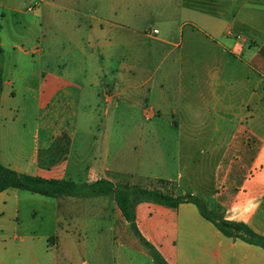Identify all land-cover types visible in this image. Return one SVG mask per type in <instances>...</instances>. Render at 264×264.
I'll list each match as a JSON object with an SVG mask.
<instances>
[{"label":"crops","instance_id":"obj_1","mask_svg":"<svg viewBox=\"0 0 264 264\" xmlns=\"http://www.w3.org/2000/svg\"><path fill=\"white\" fill-rule=\"evenodd\" d=\"M82 6L88 10L65 8L70 31L44 37L32 50L19 48L38 55L34 115L16 102L15 81L4 78L1 162L48 179L106 178L197 194L203 162L194 152L210 135L206 158L216 161L210 199L227 219L264 235V0ZM138 71L149 75L130 82ZM144 86L147 108L136 95ZM103 98L127 103L131 119V111L141 112L149 126L93 137L83 127L85 110L100 115ZM135 212L142 234L169 264H264L263 246L227 236L192 202L173 207L140 199ZM0 214L14 219L24 240L40 231L37 241L64 264H158L112 195L49 197L10 188L0 193Z\"/></svg>","mask_w":264,"mask_h":264},{"label":"rangeland","instance_id":"obj_2","mask_svg":"<svg viewBox=\"0 0 264 264\" xmlns=\"http://www.w3.org/2000/svg\"><path fill=\"white\" fill-rule=\"evenodd\" d=\"M86 0H0V19L2 29L0 31V47L3 53L0 55V66L3 68V78L15 81L14 89H16V102L20 106L28 108L26 115H34V104L36 97V84L38 78L36 76L39 68L38 55H24L19 51V48L25 50L34 49L40 39L55 33H66L72 29L69 25L67 15H72L65 8H75L78 11L88 10V7L82 6ZM75 4V5H74ZM60 6V7H59ZM78 19H87L82 13L76 14ZM162 28V25H152ZM42 48H48L46 43H41ZM204 45V43H203ZM37 64H35L34 63ZM37 61V62H36ZM132 83L143 82L149 73L138 71L133 73ZM186 75V73H185ZM204 75V72H201ZM129 82V81H125ZM137 97L142 100L144 107L149 105L146 103V87L140 88L137 92ZM103 98L101 101L102 112L100 115H89L88 107L85 110L83 118V127L92 128L93 137L98 135L101 139L110 137L113 138L116 129H125L132 127L138 130L146 129L150 121L146 119L141 112L127 113L129 105L122 102L121 106H116L112 101L107 103ZM90 123V124H89ZM103 129L104 134H103ZM80 137L84 133H80ZM212 136H202L199 142L200 146L195 150V159H201L203 162L202 168H196L199 175L198 185L200 197L204 203L210 208H215L218 203L211 200L214 194V165L215 158L210 160L209 156L212 144L210 143ZM201 149V151L199 150ZM204 149L205 151H203ZM207 162V163H206ZM206 164V165H205ZM202 183V185H200ZM4 215L0 214V264H64L55 249H48L47 245L37 241V232H32L35 235L29 241L24 240L22 231H17L12 217H7L4 221ZM8 223V224H7ZM6 226H5V225ZM17 235V236H16ZM109 238V233L105 234Z\"/></svg>","mask_w":264,"mask_h":264},{"label":"trees","instance_id":"obj_3","mask_svg":"<svg viewBox=\"0 0 264 264\" xmlns=\"http://www.w3.org/2000/svg\"><path fill=\"white\" fill-rule=\"evenodd\" d=\"M2 29L0 19V31ZM3 49L0 47V55ZM3 69L0 66V95L3 90ZM18 188L49 197L112 195L124 217L139 239L147 245L158 264H169L160 251L145 238L139 229L135 203L140 199H151L161 204L177 207L183 202L196 204L205 218L212 221L224 234L264 247V235L255 231L249 224L229 220L222 208L216 205L210 209L204 201L192 192L177 193L174 188L125 181L114 182L106 178L92 183H76L68 179H48L37 175L18 172L1 162L0 193Z\"/></svg>","mask_w":264,"mask_h":264},{"label":"built area","instance_id":"obj_4","mask_svg":"<svg viewBox=\"0 0 264 264\" xmlns=\"http://www.w3.org/2000/svg\"><path fill=\"white\" fill-rule=\"evenodd\" d=\"M154 31H155V32H158V30H157V29H155Z\"/></svg>","mask_w":264,"mask_h":264}]
</instances>
